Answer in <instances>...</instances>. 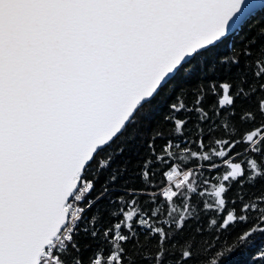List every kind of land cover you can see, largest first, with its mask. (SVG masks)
Segmentation results:
<instances>
[{"label":"snow or ice","instance_id":"obj_1","mask_svg":"<svg viewBox=\"0 0 264 264\" xmlns=\"http://www.w3.org/2000/svg\"><path fill=\"white\" fill-rule=\"evenodd\" d=\"M260 10L0 0V264H264Z\"/></svg>","mask_w":264,"mask_h":264},{"label":"trees","instance_id":"obj_2","mask_svg":"<svg viewBox=\"0 0 264 264\" xmlns=\"http://www.w3.org/2000/svg\"><path fill=\"white\" fill-rule=\"evenodd\" d=\"M257 19L258 20H264V10L258 12ZM162 115H163V111H161L158 114L157 119H159L160 117H162ZM248 259H249V257H248L247 254L238 253L234 257L233 264H247Z\"/></svg>","mask_w":264,"mask_h":264},{"label":"water","instance_id":"obj_3","mask_svg":"<svg viewBox=\"0 0 264 264\" xmlns=\"http://www.w3.org/2000/svg\"><path fill=\"white\" fill-rule=\"evenodd\" d=\"M260 11H262V10H260Z\"/></svg>","mask_w":264,"mask_h":264}]
</instances>
